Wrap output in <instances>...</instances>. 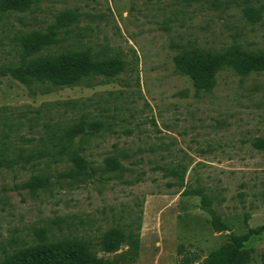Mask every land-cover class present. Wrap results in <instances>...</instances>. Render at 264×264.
Returning <instances> with one entry per match:
<instances>
[{
  "label": "rangeland",
  "instance_id": "obj_1",
  "mask_svg": "<svg viewBox=\"0 0 264 264\" xmlns=\"http://www.w3.org/2000/svg\"><path fill=\"white\" fill-rule=\"evenodd\" d=\"M67 12L77 19L62 24ZM51 29L55 42L41 53L90 50L126 65L113 78L49 90L0 74V261L62 240L89 241L98 257L113 259L98 249L104 232L140 225L135 264H182L184 256L202 264L231 232L264 223V72L222 69L197 92L174 64L184 50H264V0L0 6V67L19 61L24 35ZM95 122L93 133L62 138L69 125ZM108 156L118 171L105 169ZM33 176L45 185L30 187ZM214 217L229 230L215 231ZM246 248L248 264H264V232Z\"/></svg>",
  "mask_w": 264,
  "mask_h": 264
},
{
  "label": "trees",
  "instance_id": "obj_2",
  "mask_svg": "<svg viewBox=\"0 0 264 264\" xmlns=\"http://www.w3.org/2000/svg\"><path fill=\"white\" fill-rule=\"evenodd\" d=\"M33 0H0L3 9L25 11ZM77 19L72 12L58 18L62 24ZM55 42V31H30L21 38L23 51L18 62L0 67L1 75H10L25 83H40L46 90L55 87H72L96 77L113 78L124 71L126 61L120 55L98 56L90 50H66L58 53H41ZM176 69L188 76L197 92L209 90L216 83V75L222 69H231L238 74L264 72V50L248 52L230 48L220 53L184 50L174 56ZM94 125V126H92ZM98 123L91 128L83 124H72L63 129L62 138L71 139L77 133H93ZM78 170L89 168L85 159L75 153L72 157ZM107 171L116 172L121 164L114 156L104 159ZM41 176H33L28 185L38 188L45 185ZM211 225L215 231L229 230L219 217H214ZM264 232V223L257 227H247L243 233L229 234L227 242L213 249L202 264H248L252 259L251 249L246 242L251 236ZM98 249L115 254L113 259L97 256L94 245L89 241L62 240L45 245L20 249L5 256L0 264H135L140 251V225L136 228H111L104 232L97 243ZM125 247L124 249L122 247ZM179 249V253H181ZM192 257L184 256L181 263L190 264Z\"/></svg>",
  "mask_w": 264,
  "mask_h": 264
}]
</instances>
